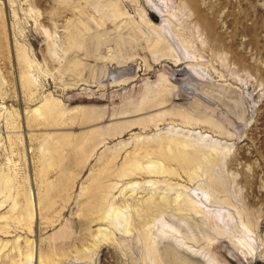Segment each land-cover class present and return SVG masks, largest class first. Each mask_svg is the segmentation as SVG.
<instances>
[{"label": "rangeland", "instance_id": "obj_1", "mask_svg": "<svg viewBox=\"0 0 264 264\" xmlns=\"http://www.w3.org/2000/svg\"><path fill=\"white\" fill-rule=\"evenodd\" d=\"M0 264H264V0H0Z\"/></svg>", "mask_w": 264, "mask_h": 264}, {"label": "bare ground", "instance_id": "obj_2", "mask_svg": "<svg viewBox=\"0 0 264 264\" xmlns=\"http://www.w3.org/2000/svg\"><path fill=\"white\" fill-rule=\"evenodd\" d=\"M7 185V184H6ZM3 188V187H2ZM4 190V189H3ZM30 212V211H29ZM23 213V212H22ZM28 214H30V213H28ZM22 214H20V219H22V216H21ZM25 215V214H24ZM27 216V215H26ZM26 216H23V218L24 217H26ZM32 216V215H31ZM32 218V217H31ZM20 221V220H19ZM26 221V220H25ZM3 236V235H2ZM18 246V245H17ZM20 249L18 248V251H19ZM22 250V249H21ZM23 254V253H22ZM21 255V254H20ZM17 263V262H16Z\"/></svg>", "mask_w": 264, "mask_h": 264}]
</instances>
